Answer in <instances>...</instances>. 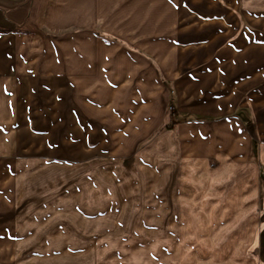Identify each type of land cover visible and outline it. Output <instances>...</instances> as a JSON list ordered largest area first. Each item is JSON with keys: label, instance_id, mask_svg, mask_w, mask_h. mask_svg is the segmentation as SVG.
I'll return each mask as SVG.
<instances>
[{"label": "crops", "instance_id": "crops-1", "mask_svg": "<svg viewBox=\"0 0 264 264\" xmlns=\"http://www.w3.org/2000/svg\"><path fill=\"white\" fill-rule=\"evenodd\" d=\"M176 2L0 0V74L19 73L8 78L41 83L54 98L47 102L44 94L41 103L60 105L71 120L86 112L127 120L134 136L144 134V121L151 122L145 135L156 136L160 115L167 125L165 91L177 89L183 118L165 130L191 137V156L179 162L176 177L167 171L154 192L151 215L157 219L149 237L105 244L109 252L100 263L264 264V145L260 151L249 135L245 114L252 123L254 118L249 106L238 107L237 80L231 93L223 92L238 78L231 23L183 15L188 27L177 33ZM207 3L211 8L218 1ZM222 68L230 69L225 82ZM125 129L117 134L126 135ZM169 148L161 151L168 157Z\"/></svg>", "mask_w": 264, "mask_h": 264}, {"label": "rangeland", "instance_id": "rangeland-1", "mask_svg": "<svg viewBox=\"0 0 264 264\" xmlns=\"http://www.w3.org/2000/svg\"><path fill=\"white\" fill-rule=\"evenodd\" d=\"M176 1V6L181 4L173 8L177 33L188 27L183 15L223 17L231 23V41L238 52L233 75L238 78L226 83L223 92L231 93L230 85L234 88L237 80L238 107H250L254 123L245 114L249 135L261 151L264 0H217L211 8L210 0L195 7L190 6L192 0ZM190 2V7L182 8ZM196 34L190 31L189 36ZM229 71L219 73L224 82ZM12 75L21 76L0 74V264H102L105 244L141 234L149 237L157 219L151 215L153 194L166 176H177L179 162L191 156L193 148L191 137L182 131L169 135L165 130L183 118L178 117L182 103L177 89L171 85L165 91L167 125L160 115L156 136L145 135L151 124L146 121L141 122L144 134L134 136L135 128L127 120L106 121L95 112L77 113L71 120L60 113V105L41 103L44 94L46 99L52 96L39 88L41 83L23 84L22 78L20 82L8 78ZM188 116L185 119L190 120ZM122 127L126 135L117 134ZM168 145L169 157L161 152ZM194 147L199 150L198 143ZM166 162L172 170L166 169ZM260 181L264 189V178Z\"/></svg>", "mask_w": 264, "mask_h": 264}]
</instances>
